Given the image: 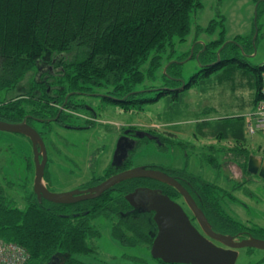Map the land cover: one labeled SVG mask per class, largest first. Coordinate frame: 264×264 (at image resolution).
<instances>
[{
    "label": "trees",
    "instance_id": "16d2710c",
    "mask_svg": "<svg viewBox=\"0 0 264 264\" xmlns=\"http://www.w3.org/2000/svg\"><path fill=\"white\" fill-rule=\"evenodd\" d=\"M255 2H259V13L260 0ZM203 5L204 0H0V95L18 91L11 100L0 96V120L18 123L29 115L57 116L68 93L79 95L77 91L104 93V99L127 109H142L145 104L163 100L167 112L178 111L184 108L185 95L192 88L205 93L222 84H228L233 93L248 90V100L240 107L248 108L250 103L249 109L256 111L264 101V64L247 63L236 49L244 51L252 46L238 39L226 42L220 22L212 20L204 29L196 26L195 41L200 40L201 33L208 40L195 46L204 66L188 80L182 75V63L170 60L178 43L184 45L191 36L193 19ZM216 33L218 38L214 37ZM224 44L220 53L228 54L216 62V50ZM227 47L232 50L229 52ZM189 55L186 51L182 59ZM166 56L171 62L163 72ZM182 85L184 89H180ZM55 86H62L63 91L57 89L58 105L51 106L55 98L50 97L47 88L53 90ZM242 95L239 99L243 100ZM72 103V98H67L61 120L64 114L72 113ZM47 107L51 110L46 111ZM241 111L212 121L205 118V110L197 117L202 120L194 129L197 138L234 139L237 145L232 153L247 172L250 151L244 145L251 133L246 114ZM158 137L165 146V136ZM131 154L117 163L119 170L127 169ZM215 158L209 161L219 166ZM29 161L28 170L34 177L31 156ZM117 171L113 162L88 185L99 184ZM188 177L192 183L201 180L193 174ZM24 181L0 177V239L24 247L30 255L28 264H47L54 256L60 258V264H98L84 258L96 252L90 241L101 236L104 224H110L112 236L125 245L146 243L151 247L158 232L152 214L138 213L126 195L140 185L161 186L166 194L174 190L153 179L136 178L115 185L96 199L56 204L45 199L40 202L34 192V179ZM199 190L215 221L218 218L264 238V227H247L227 215L221 188L204 182Z\"/></svg>",
    "mask_w": 264,
    "mask_h": 264
},
{
    "label": "rangeland",
    "instance_id": "374dc122",
    "mask_svg": "<svg viewBox=\"0 0 264 264\" xmlns=\"http://www.w3.org/2000/svg\"><path fill=\"white\" fill-rule=\"evenodd\" d=\"M258 3L255 0H204L203 8L193 19L191 36L184 45L178 43L170 60L182 63L180 65L183 69L182 75L187 80L194 75L204 66L199 58L200 51L195 46L208 40V36L201 33L198 36L200 40L195 41L196 26L204 29L212 20H216L220 22L221 28H218H224L226 31V42H234V39H238L243 45L252 46L245 48L244 51L241 48L236 49L247 63L253 66L263 65L264 0H260L259 13L257 12ZM214 37L218 38L217 33ZM224 46L225 44L216 50L217 61L226 58L228 54L225 51L221 55L220 52ZM227 49L229 52L232 50L229 47ZM186 51L188 54L190 52V55L183 60ZM166 57V63H168L163 66V72H166L171 62L168 59L169 56ZM146 85L152 86V83L147 82ZM181 87L180 89H184V86ZM175 89L178 88H171V90ZM16 93L18 94V91L8 92V94L2 92L0 96L11 100ZM241 94H243V100L239 99ZM248 95V90L233 93L228 84L219 85L205 93L192 88L185 95L184 108L170 112H167L163 100L145 104L142 109L136 107L127 109L118 103L100 99L99 96L83 99L72 97L75 105L84 102L94 107L98 112V118L94 120L88 109L77 106L70 111L87 116L86 119H92L91 123L94 122V125L90 129L70 130L56 125L47 126L57 132L51 138L61 151V155L57 156L56 152H52L53 161L50 163L49 177H46V182L54 192L89 188L86 183L88 186L86 188L78 186L94 176L101 177L114 158L119 135L128 128H137V131L145 132L147 136L154 134V137L141 139L130 156L127 169L146 166L165 169L167 172L175 170L183 176L196 175L201 179L197 180L196 185L202 186L204 182H209L222 189L220 193L223 208L228 216L247 227H264V179L252 178L248 171L243 172L239 167L234 158L236 155L232 153L237 145L234 139L223 140L201 135L197 138V131L194 129L199 120H202L197 117L205 110L207 111L205 118L212 121L223 119L242 110V115L246 114L248 123L250 121L254 123L255 120L251 116L255 111L249 109L250 103L248 108L240 107L243 104L242 101L247 102ZM86 119L72 116L69 122L76 126L85 125L90 123ZM33 123L39 128L42 126V123L38 121ZM253 128L254 131L249 132L251 134L244 146L253 151L250 154H264V134L261 133L263 131L257 129L258 126L254 124ZM148 131L153 133L150 134ZM155 135L165 136L166 145L162 146ZM31 153V144L26 136L0 131V177L20 183L25 182L26 178L34 179L28 168ZM213 156L216 157V164L219 166H214L213 162L209 161ZM23 205L19 203L20 207ZM100 231L101 236L90 241L96 248V252L92 257H85V261L92 260L98 264H162L153 258L148 244L140 243L131 246L121 243L119 239L112 236L110 224L102 225ZM257 263L264 264L263 250L256 248L239 250L236 264Z\"/></svg>",
    "mask_w": 264,
    "mask_h": 264
},
{
    "label": "water",
    "instance_id": "95a60500",
    "mask_svg": "<svg viewBox=\"0 0 264 264\" xmlns=\"http://www.w3.org/2000/svg\"><path fill=\"white\" fill-rule=\"evenodd\" d=\"M218 56L220 57L219 52ZM67 98L60 111L65 108ZM0 131L21 134L31 140L35 163L33 188L40 202L45 199L56 204H72L96 199L115 185L136 178L153 179L177 190L196 218L202 232L192 223L183 207L161 188H137L126 195V199L135 210L154 212L158 232L151 245V254L155 259L167 264H236L241 248L264 251V239L251 233L247 234V237H242V234L232 235L215 231L203 210L182 184V180L160 168L141 166L125 169L84 190L51 191L45 179L46 146L40 133L28 124L27 117L18 123L0 120ZM130 149L133 148L125 149L121 140L115 154L123 161L128 157ZM247 170L264 179V160L251 155ZM216 242L221 245H217ZM47 264H60V258L54 256Z\"/></svg>",
    "mask_w": 264,
    "mask_h": 264
},
{
    "label": "flooded vegetation",
    "instance_id": "af4514ba",
    "mask_svg": "<svg viewBox=\"0 0 264 264\" xmlns=\"http://www.w3.org/2000/svg\"><path fill=\"white\" fill-rule=\"evenodd\" d=\"M55 73L56 72H53L52 77H53V75ZM55 87L56 88L53 89V90H51V87H48L47 88V92L50 93V97H54L55 98L54 99L55 100V103H50L51 106H57L58 105V103H57V101H58L57 100V97L60 96L59 95L60 93L58 92V90H61L62 89V91H63V87L62 86H55ZM71 93H73V92L68 93V98H72V97L77 98L78 97L79 99H83V98H93V97H97L98 95H100L99 98L100 99H104L103 94L102 93H99V92L98 93H94V92H83V91L80 92V91H77L76 93H79V95H74V94H71ZM95 94H97V95H95ZM50 100H52V99H50ZM72 105H75V103L73 102ZM77 106H81V107H84V108L88 109L89 112L92 114L94 120H96L98 118V112L96 111V109L94 107H91L88 104H85L84 102H81V103H78V104L75 105V107H77ZM45 110L46 111H50L51 109L49 107H47V108H45ZM62 111H60V109H59V114L57 116H51V117H47V118H39V117H34L32 115H29V117L27 116V122H28V124H30L32 127H34L40 133V135L43 138V141L45 143V146H46V150H47V164H46V169H45V179L48 176V171H49L50 163L53 161V159H52V152H56L58 154L57 156H60L61 155V151L59 150V148L56 145V143L54 142V140H52V138H51L53 135L57 134V132L53 131L52 128L47 127V126H49V125H56L59 128H64V129L84 130V129H90L91 126L94 125V122L91 123L92 119H90V118L89 119H86L87 116H83L82 114H78L77 112H74V111H72V113H69V114L68 113L67 114H64V117L61 120L59 118V116H60V114H62ZM71 115L72 116L83 117L86 120H89L90 123H85V125H78V126L72 125L69 122L71 120V118H72ZM38 119H42L43 122L39 121ZM33 121H38V122L42 123V126L39 128L35 123H33ZM137 130H138L137 128H128V129L124 130V132L121 135H119V137H118V144L122 140V145H123V147H125V149H127V148H133V149H130L129 150V152H128L129 154H131V151L132 150H135L136 149V147L139 145L141 139H143V138L146 139L147 138V135H145L146 134L145 132L137 131ZM149 133L152 134L153 132H149ZM141 136H143V137L140 138ZM153 137H154V134H153ZM155 138H159V137L157 135H155ZM28 140L30 141V144H31V150H32L31 158H33V161H34V154H33L32 142H31L30 139H28ZM117 147H118V145H117ZM117 147H116V150H117ZM116 150H115V152H116ZM252 152L253 151H250V153H252ZM115 155L116 154L114 153V158L112 159V162H110V164L108 166L111 167V164H113V162H114L115 163V168H116V170H118L116 173H118V172H120V171H122L124 169H120L119 170L117 168V166H118L117 163H119L121 161L120 160L121 157L118 156V155H116L117 158H115ZM251 155L252 154H249V157ZM257 155L264 160V154H257ZM123 161H121V162H123ZM34 165H35V163H34ZM116 173H114V174H116ZM169 173H171L170 175H173V176L175 175V177L180 178L182 180V184L191 193V195L195 199L197 205L203 210V212L205 213V215L207 216V218L211 222V224L213 226V229L215 231L221 232V233H224V234H232V235L242 234L243 235L242 237H247L246 235L247 234H250V231L249 230H238L237 228L231 226L227 222H224V221H222V220H220L218 218H217V221H215L213 218H211L209 216L208 212H207V209H206V206H208L207 203H206V200L203 197V195H201L202 192L199 190V188H201L202 186L196 185V182H193V183L192 182H189L188 181V178H189L188 176H183L182 174H179L175 170H172ZM249 175L252 178L253 177H258L256 175H252V174H249ZM92 181H93L92 179L85 180V182H83L78 187L79 188H82V187L86 188V187H88V186H86V184H91ZM47 186L51 190V188L49 187V184L48 183H47ZM147 187L153 188V189L161 188V186H155L154 187V186H141V185L138 186L137 188H147ZM135 189L133 191H135ZM174 190H172V193L171 194H168V195L174 201H176L177 203H179L183 207V209L185 210V212L190 217L192 223L201 231V228H200V226H199L196 218L194 217V215L192 214L191 210L187 206L184 198L181 196V194L177 190H175V191ZM133 191H131V192H133ZM203 200H205V202H203ZM223 207H224V205H223ZM130 209H132V208H130ZM137 212L138 213H144L145 212L148 215H151L152 214V218L154 219V212L153 211H142V212H140V211L137 210ZM216 244L217 245H221L218 242H216Z\"/></svg>",
    "mask_w": 264,
    "mask_h": 264
},
{
    "label": "built area",
    "instance_id": "2783aa9c",
    "mask_svg": "<svg viewBox=\"0 0 264 264\" xmlns=\"http://www.w3.org/2000/svg\"><path fill=\"white\" fill-rule=\"evenodd\" d=\"M251 117L255 122H249V132L254 131L253 124L258 126L257 129L264 131V101L258 105L257 110ZM29 258V253L21 245L0 239V264H27Z\"/></svg>",
    "mask_w": 264,
    "mask_h": 264
}]
</instances>
